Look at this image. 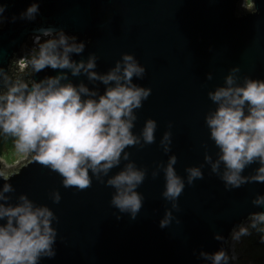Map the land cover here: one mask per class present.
<instances>
[{"label":"water","instance_id":"obj_1","mask_svg":"<svg viewBox=\"0 0 264 264\" xmlns=\"http://www.w3.org/2000/svg\"><path fill=\"white\" fill-rule=\"evenodd\" d=\"M249 1L251 8L243 10L244 0H38L36 18L27 20L20 19V14L33 0H0L5 7V23L0 27V90L16 80L30 82L58 74L51 68L32 75L30 69L21 72L18 60L31 51L33 34L39 29H63L85 43L84 52L72 58L87 59L95 52L98 72H107L122 53H133L146 67L145 77L134 78V83L152 89L143 107L136 110L133 131L139 134L147 118L158 124L154 144L127 149L137 167L147 169L137 189L145 200L135 219L111 207L114 189L95 178L91 188L77 191L64 188L62 178L34 162L32 154L16 169L0 161V172L10 177L7 182L15 188L7 194L11 203L23 193L36 204L49 206L59 218L53 222L58 230L56 254L42 257L39 264H210L199 257L200 251L211 253L221 247L229 251L232 228L246 223L250 212L264 211L251 203L256 195H264V184L227 190L205 165L203 179L188 185L185 173L186 167L204 163L205 143L214 159L218 151L205 123L206 113L216 107L207 93L222 86L237 65L241 82L244 76L264 79V0ZM13 16L17 17L14 22ZM208 72L213 75L210 81ZM69 78L94 87L83 75L69 73ZM98 87L102 93L104 85ZM169 122L172 145L166 154L159 141ZM172 154L177 156V173L185 177V189L178 200L180 211L173 210V221L162 228L160 220L171 205L161 195L163 171L155 179L151 172ZM257 166H249L243 175ZM4 182L0 178V186ZM53 189L61 193L58 204L49 198ZM214 233L228 243L214 239Z\"/></svg>","mask_w":264,"mask_h":264},{"label":"clouds","instance_id":"obj_2","mask_svg":"<svg viewBox=\"0 0 264 264\" xmlns=\"http://www.w3.org/2000/svg\"><path fill=\"white\" fill-rule=\"evenodd\" d=\"M4 11L0 4V20ZM38 12V0H33L20 19L34 20ZM16 19L12 17L13 22ZM33 41L35 46L20 60V71L30 69L32 75L51 68L58 74L30 82L16 80L0 93V134L13 138L19 152L32 154L34 162L57 173L64 188L85 191L95 178L114 189L111 207L135 219L145 200L137 189L144 183L147 169L137 167L127 149L154 144L158 127L155 119L147 118L139 134L133 131L138 119L136 110L143 107L152 92L151 87L134 83V78L145 77L146 67L133 53L124 52L107 72H98L95 52L87 59L72 58V54L84 52L85 43L63 29L41 28L33 34ZM239 72L238 65L231 67L224 84L207 93L216 107L206 113L205 123L218 151L214 159L204 144V163L185 168L188 185L203 179L205 165L227 190L248 183L264 184V79L244 76L241 82ZM69 73L72 77L83 75L94 87L83 80L73 83ZM212 78L208 72L206 79ZM98 84L104 85L102 93ZM171 127L169 122V130L159 141L166 154L171 151ZM176 164L177 156L172 154L166 164L157 163L151 172L155 179L163 171L165 186L161 195L171 205L160 220L162 228L173 221V210L180 211L178 200L185 189V177L177 173ZM253 164L258 165L254 171L243 175ZM113 169L119 171L113 174ZM0 178L5 181L0 186V264H39L42 257H54L58 230L53 222L58 223L59 218L49 206L36 204L23 193L11 203L7 194L15 188L7 182L10 177L0 172ZM49 198L58 204L62 197L58 189H53ZM251 203L264 208V195H256ZM253 232L264 242V211L250 212L246 223L232 228L231 255L221 247L211 253L200 251L199 257L210 264H230L236 259L235 244ZM214 239L228 243L220 233H214Z\"/></svg>","mask_w":264,"mask_h":264},{"label":"rangeland","instance_id":"obj_3","mask_svg":"<svg viewBox=\"0 0 264 264\" xmlns=\"http://www.w3.org/2000/svg\"><path fill=\"white\" fill-rule=\"evenodd\" d=\"M249 0H244L242 7L251 8ZM29 153L19 152L15 147L14 139L0 134V161L5 166L19 167L27 160ZM259 235L253 232L251 236L244 237L234 246L236 259L233 264H264V247L257 239ZM230 252L233 253V242H230Z\"/></svg>","mask_w":264,"mask_h":264},{"label":"built area","instance_id":"obj_4","mask_svg":"<svg viewBox=\"0 0 264 264\" xmlns=\"http://www.w3.org/2000/svg\"><path fill=\"white\" fill-rule=\"evenodd\" d=\"M246 1H247V0H246ZM242 5H243V3H242ZM241 8H242L243 10H248L247 8H244V7H242V6H241ZM34 46H35V45H32V48H33ZM29 53H30L29 51H26V52L23 54V56L28 55ZM23 56H22V57H23ZM22 57H21V58H22ZM21 58L18 60V63H20ZM229 254H230V255L232 254V253L230 252V250H229ZM233 262H234V261H232V264H233Z\"/></svg>","mask_w":264,"mask_h":264},{"label":"flooded vegetation","instance_id":"obj_5","mask_svg":"<svg viewBox=\"0 0 264 264\" xmlns=\"http://www.w3.org/2000/svg\"><path fill=\"white\" fill-rule=\"evenodd\" d=\"M4 23H5V21H4V17H3V20H0V27L3 26ZM6 90H7V88H3L0 90V93H4V92H6Z\"/></svg>","mask_w":264,"mask_h":264},{"label":"trees","instance_id":"obj_6","mask_svg":"<svg viewBox=\"0 0 264 264\" xmlns=\"http://www.w3.org/2000/svg\"><path fill=\"white\" fill-rule=\"evenodd\" d=\"M18 74L21 75V76L23 75V74H20L19 72H18ZM257 239L259 240V243L264 244V242H261L260 236H258ZM262 246L264 247V245H262Z\"/></svg>","mask_w":264,"mask_h":264}]
</instances>
